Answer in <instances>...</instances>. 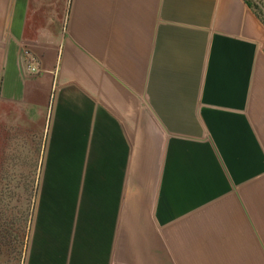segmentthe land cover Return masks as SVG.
Masks as SVG:
<instances>
[{"label": "crops", "instance_id": "obj_1", "mask_svg": "<svg viewBox=\"0 0 264 264\" xmlns=\"http://www.w3.org/2000/svg\"><path fill=\"white\" fill-rule=\"evenodd\" d=\"M30 192L25 264H264L259 11L0 0V217Z\"/></svg>", "mask_w": 264, "mask_h": 264}, {"label": "rangeland", "instance_id": "obj_2", "mask_svg": "<svg viewBox=\"0 0 264 264\" xmlns=\"http://www.w3.org/2000/svg\"><path fill=\"white\" fill-rule=\"evenodd\" d=\"M38 186L36 184V194ZM21 203L19 215L13 216V221L10 216H6L7 214L4 218L0 217V264H25L32 233L33 193L30 192L29 202L25 200V203Z\"/></svg>", "mask_w": 264, "mask_h": 264}, {"label": "trees", "instance_id": "obj_3", "mask_svg": "<svg viewBox=\"0 0 264 264\" xmlns=\"http://www.w3.org/2000/svg\"><path fill=\"white\" fill-rule=\"evenodd\" d=\"M250 3H252L253 8L259 11V15L262 16V19L264 20V2L262 0H247Z\"/></svg>", "mask_w": 264, "mask_h": 264}, {"label": "built area", "instance_id": "obj_4", "mask_svg": "<svg viewBox=\"0 0 264 264\" xmlns=\"http://www.w3.org/2000/svg\"><path fill=\"white\" fill-rule=\"evenodd\" d=\"M30 69H31V72L34 74L38 72V69L33 67L32 65L30 66Z\"/></svg>", "mask_w": 264, "mask_h": 264}]
</instances>
